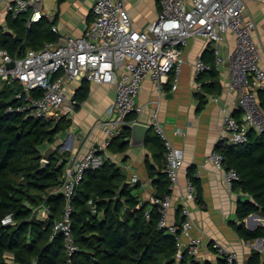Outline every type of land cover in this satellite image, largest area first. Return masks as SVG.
<instances>
[{
	"label": "built area",
	"instance_id": "obj_1",
	"mask_svg": "<svg viewBox=\"0 0 264 264\" xmlns=\"http://www.w3.org/2000/svg\"><path fill=\"white\" fill-rule=\"evenodd\" d=\"M161 10L158 17L145 30H136L125 0H95L91 9L92 20L80 36L65 35L64 43L48 41L40 48H29L23 54H9L0 48V79L20 86L15 97L17 103L7 107L8 113H21L26 118H46L58 121L63 116L72 117L80 104L75 94L84 81L114 85L116 95L106 108V117L101 121L104 129L102 141L90 146L85 152L67 157L61 186L65 205L60 219L53 226L52 237L62 234L65 240L67 264H76L75 255L80 250L72 232V200L76 187L90 168L100 167L108 158L107 151L114 137L118 136L131 113L141 114L143 106L137 97L142 84L151 78L162 90L173 75L172 90L177 89L184 62L183 49L190 38L201 35L208 39L216 55V66L225 60L221 45L228 32L236 36V48L228 56L231 70L230 87L238 91L237 107L242 112L240 119L227 114L221 140L233 144L248 141V132L264 131V108L259 92H264V67L260 63V49L254 39L255 23L244 16V0H158ZM19 18L29 15L28 26L50 17L45 11L44 0H0V25L7 16ZM58 32V27L53 26ZM12 63V66L8 64ZM211 65L199 57L195 73L201 75L211 70ZM217 100V98H215ZM152 126L164 142L166 166L164 171L171 180L173 190L180 184L179 170L184 163L183 150L176 147L162 126L157 110ZM64 150V149H63ZM209 159L223 171L227 186L240 178L235 169L225 170L224 156L216 148ZM133 182L139 177L133 176ZM187 191L181 195L180 206L184 221L182 232L176 223H168L172 207V194L159 198L152 196V204H160V225L175 234L179 244L178 257L186 250L197 257L205 234L192 235L193 214L189 199H196L195 185L190 178ZM47 217L49 210H39ZM149 214V211H147ZM13 214L3 219V224L13 223ZM264 240L258 238L257 241ZM220 255H225L229 264H239V256L230 246L212 241ZM257 244V243H256ZM32 264H37L34 260Z\"/></svg>",
	"mask_w": 264,
	"mask_h": 264
},
{
	"label": "trees",
	"instance_id": "obj_2",
	"mask_svg": "<svg viewBox=\"0 0 264 264\" xmlns=\"http://www.w3.org/2000/svg\"><path fill=\"white\" fill-rule=\"evenodd\" d=\"M28 21L29 15L7 16L5 25H0V48L12 55L23 54L29 48L58 40L59 35L52 29L55 22L49 17L30 26ZM212 54L216 57L214 50ZM205 62L212 68L199 79L204 86L216 87L219 82L214 61ZM166 85L172 88L173 75ZM19 89V85L0 79V264H32L34 260L37 264H67L64 236L52 237L54 223L61 218L66 201L64 194L56 190L62 184L67 152L57 147L43 154L42 146L54 144L70 127L72 118L63 116L55 121L8 113L7 107L17 103L15 95ZM89 95L90 82L84 81L75 97L81 104ZM260 102L264 108V92H260ZM241 116V111L235 115L238 119ZM137 120V113L126 117L122 132L111 141L112 152L124 154L129 149L130 124ZM154 133L146 137V142L154 148L159 166L148 160L147 165L155 195L165 197L172 194L171 180L164 171L166 148L155 130ZM216 149L224 156V169H235L240 176L232 190L249 196L237 205L238 219L243 222L237 227L240 236L246 241L264 238V225L250 230L244 223L253 213L264 217V131L250 130L244 144L220 141ZM43 159L48 162L43 163ZM188 178L201 202L200 178L195 167H190ZM141 185L140 181L128 180L123 168L109 157L100 167L86 171L72 200V232L80 247L75 255L76 264H229L213 243L212 249L218 255L215 262H202L186 250L178 257L175 234L160 225V205L141 197ZM44 206L49 214L43 218L39 210ZM178 210L182 213L181 206ZM9 213L14 222L5 225L3 219ZM183 221L182 215L176 223L179 233ZM245 264H264V251L253 249Z\"/></svg>",
	"mask_w": 264,
	"mask_h": 264
},
{
	"label": "crops",
	"instance_id": "obj_3",
	"mask_svg": "<svg viewBox=\"0 0 264 264\" xmlns=\"http://www.w3.org/2000/svg\"><path fill=\"white\" fill-rule=\"evenodd\" d=\"M94 3L95 0L53 2L57 12L50 14L49 19L58 27V32H55L59 35L57 41L60 42L65 35L83 34L87 23L92 20L91 9ZM244 3L245 18L255 23L253 36L260 49V63L264 67V0H244ZM125 4L136 30H145L158 17L161 10L158 0H125ZM235 48L236 36L233 32H228L221 45L225 60L217 67L216 57L212 54L213 48L208 39L196 35L189 39L183 49L184 62L177 89L172 90L170 86L165 85L160 90L153 79L147 78L137 97L138 104L144 107L137 121L150 126L146 137L155 135L152 121L157 110L170 140L184 153V163L179 170L180 184L173 190L168 223H177L182 218L178 208L181 195L187 191L186 182L190 167H195L200 178L199 191L202 201L189 199L188 205L194 218L191 234L195 236L201 232L205 234L197 256L202 262L217 260L218 255L212 249L213 240H219L236 251L239 264L246 263L253 249L264 251V240L246 241L240 236L237 227L243 222L238 219L237 205L241 192L233 191L227 186L223 171L209 159L211 151L221 140L225 116L227 114L235 116L240 111L237 107L238 91L230 87L231 70L228 56ZM199 57L207 62L214 61L218 86L215 87L213 84L204 86L201 83L200 75L195 73V62ZM115 95L114 85L90 82V95L72 115L70 127L59 135L54 144L43 145L42 153L47 154L59 147L64 149L67 152L66 156L69 157L82 154L90 146L102 141L104 129L101 121L106 117V108ZM258 96L260 98V92ZM107 156L123 168L128 180H132L135 175L139 177L142 184L139 191L144 200H151L152 196H155L156 188L149 174L147 160L156 167L159 164L154 156V148L147 144L146 140L143 146L135 148L130 146L124 154L114 153L109 149ZM244 223L248 229L256 230L264 225V217L255 214L249 219L246 218ZM8 256L12 258L11 255Z\"/></svg>",
	"mask_w": 264,
	"mask_h": 264
},
{
	"label": "water",
	"instance_id": "obj_4",
	"mask_svg": "<svg viewBox=\"0 0 264 264\" xmlns=\"http://www.w3.org/2000/svg\"><path fill=\"white\" fill-rule=\"evenodd\" d=\"M64 43V40H60L59 44ZM9 66H12V63L8 64ZM150 126L143 124L139 121H135L133 123L130 124V130H131V134L129 137V143L131 147H140L143 146L146 140V134L149 131ZM43 163H47L48 160L47 159H43L42 160ZM60 181H62V179H60ZM157 196V194H156ZM159 197V196H158ZM249 196L245 195V194H240L239 199L240 200H246ZM159 198H164L162 195H160ZM160 205V204H159ZM256 213H253L251 215H249L247 218H251L253 215H255Z\"/></svg>",
	"mask_w": 264,
	"mask_h": 264
},
{
	"label": "rangeland",
	"instance_id": "obj_5",
	"mask_svg": "<svg viewBox=\"0 0 264 264\" xmlns=\"http://www.w3.org/2000/svg\"><path fill=\"white\" fill-rule=\"evenodd\" d=\"M53 2H55V0H44L45 11L48 12V14H53L57 12L56 8L53 7ZM3 28H5V26H3Z\"/></svg>",
	"mask_w": 264,
	"mask_h": 264
}]
</instances>
